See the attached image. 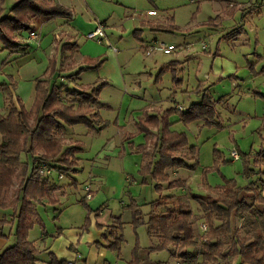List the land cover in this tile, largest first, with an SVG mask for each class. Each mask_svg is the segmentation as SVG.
I'll use <instances>...</instances> for the list:
<instances>
[{
  "label": "rangeland",
  "instance_id": "1",
  "mask_svg": "<svg viewBox=\"0 0 264 264\" xmlns=\"http://www.w3.org/2000/svg\"><path fill=\"white\" fill-rule=\"evenodd\" d=\"M97 1L91 5V13L99 19L98 21L104 22L96 24L103 28L105 38L102 42L88 39L86 34L89 29L79 30L76 37L80 57L99 55L95 66H92L95 63L89 64L90 66L83 65L86 62H82L83 66L81 65L72 43L69 42L70 38H64L57 28L60 23H47L41 31L42 38L38 28L37 30L34 28L38 33L37 40L29 37L28 29L22 30L25 39L39 40V43L40 38L45 39L46 43L51 42L52 49L57 47L58 52L61 45H68V49L61 50L57 74L53 81L51 80L52 83L51 81L48 83L49 87H56V84H59L58 91L61 94L66 93L64 95L66 104L76 105L81 99L82 89L69 81L73 76L72 72L76 73V80L82 84H89L102 77V80L108 82L99 86V89L103 88L100 91L99 104L101 106L109 104L114 107V111L104 108L100 113L103 118L113 119L116 116L118 118L117 123L111 121L101 131L98 129L89 131L87 126L79 123L72 126L75 128L74 131L84 129L83 134L63 131L62 127L54 132V136L62 141L63 148L73 146L81 147L82 150L76 153L77 167L74 169L67 168L68 166L62 162L65 157L62 153L52 162L55 172L42 175L47 178L46 183L39 181L38 184L48 187L53 192L55 201L51 202L46 197L31 198L28 214L35 217L36 210L40 221L34 222L28 230V240H33L42 254L44 251L45 253L51 251L56 258L67 257L65 264H70L69 261L75 264H130L135 248L142 258V264L236 263L235 257H228L225 253L232 236H245L252 232L250 222L253 216L249 210L231 212L228 231L225 227L217 228L215 231L214 239L219 240L222 254L217 255L216 260L212 261L203 255V252H207L203 243L209 235L210 228L206 222V211L200 202L226 195V191L223 190L228 185L226 180L233 179L237 186L247 185L252 188L240 193L244 202L250 206L261 207L257 194L264 195V116H262L264 113L261 112L264 111V96L249 93L248 85L239 87L237 83L246 80L249 74L255 77L256 84L264 81V0L257 3L252 0L244 9L239 8L238 0H231L230 3L232 6L234 3V7L228 5V0ZM9 4L6 3V7H9ZM150 8L155 9V13L157 11V16L148 15L147 10ZM218 9L226 13V16L233 14L234 19L230 16L222 17V25L211 26L213 18L219 13L216 11ZM152 19H156L155 22L157 21L162 30L151 28L149 21ZM84 28L87 26L84 25ZM14 34L15 32L12 33V38L10 37L12 42L19 44L23 51H26L28 45H23L25 39ZM58 36L61 37L60 41L56 38ZM162 42L172 44L174 49L170 53L162 52L158 48ZM28 44L29 53L25 55L26 57L19 55L11 60L15 67L21 66L18 70L23 77L17 80H20L19 91L24 99L28 98L31 91L32 78L41 77L47 66L43 61V55L40 52L34 53L36 51L34 43ZM40 47L44 48V45ZM215 57L217 61H221L225 72L230 75L226 76L219 87L213 89L216 91L217 101L220 100L218 95L226 94L218 105L215 103L214 117L208 118L209 124L205 125V120L200 117H195L188 123L176 121L173 124V129L185 132L188 145H195V156L196 149L199 152L196 172L178 169L172 176L187 178L186 181L190 185H184L185 189L179 190L176 197L163 196L161 198L163 204L152 210H147L148 207L144 204L141 205L142 211L147 213L143 215L144 219L164 213L166 205L175 207L178 199L191 207L196 243L189 248L193 251V258L186 260L180 256L181 249L177 241L168 243L169 248H149L165 239L156 230V223H151V236L146 232L147 224L142 223L143 217L140 223H131L133 209L126 205L131 202L132 197L138 201L146 199L150 188L140 185L139 182L134 183L137 179L140 181L143 178L137 167L140 158L133 152L134 149L128 145H125L124 149L119 146L115 148L114 145H119L118 138L121 137L119 133L122 130L119 125L122 124L126 106L130 104L129 99L132 100V107H138L149 101L151 95L157 94L162 109L178 104L177 107L181 106L187 110L190 104L199 103L204 95L213 94L207 89L210 84L206 86L205 83L214 76L210 72V66ZM255 62H258L259 66L257 72L252 68ZM86 92L89 93L91 90L87 89ZM2 95L0 92V112L3 111ZM94 104H91L92 107ZM184 109L174 111L172 119L174 120ZM69 126L71 125L66 127L70 128ZM134 140L136 143L139 138L135 137ZM2 141L3 137L0 135V143ZM180 148L181 154L190 155L187 146ZM234 149L238 153L236 160L230 155V151ZM107 154L115 157L113 165L123 171L125 178L117 172H107L104 165ZM121 155L124 156L123 162ZM21 157L22 160L30 162L26 154L21 153ZM59 173H62V178L58 177ZM103 174L104 180L102 183L99 182L98 186L95 180H99ZM17 183L18 179L14 177L4 201L11 197L14 199ZM86 185L91 189L94 198L85 199ZM154 192L152 190V193ZM98 202H104L105 205L96 210ZM110 210L113 215H121L125 221L119 231V235L122 234L119 250L102 245L105 243L103 233L106 230L102 227L101 221ZM3 214L11 218L12 208L0 207V216ZM222 220L213 218L212 226L218 227ZM202 223L206 224V231L202 229ZM10 228L13 234L14 225H8L4 231L6 235H9Z\"/></svg>",
  "mask_w": 264,
  "mask_h": 264
},
{
  "label": "trees",
  "instance_id": "2",
  "mask_svg": "<svg viewBox=\"0 0 264 264\" xmlns=\"http://www.w3.org/2000/svg\"><path fill=\"white\" fill-rule=\"evenodd\" d=\"M30 13L43 20L71 16V12L55 0H16L9 6L7 13L0 15V41L14 46L11 35L15 31L28 28V14ZM54 73L55 69L51 62V69L46 73L47 76L36 79L35 97L29 111L19 103L18 108L11 105L7 114L0 117V135L3 137L0 143V207L12 208L11 219L0 218V238L6 236L4 232L6 226L14 224V243L0 252V264H35L36 262L38 251L33 242L27 238V232L33 225L28 214L31 198L46 197L51 202L55 201L53 192L45 185L38 184L39 181L46 183L47 179L38 171V164L43 161L52 165V162L63 153L65 157L62 162L68 166L67 168H72L76 164L75 154L81 151L80 147L63 148L62 141L54 136V132L60 127L61 122L66 125L82 123L89 128H94V121L90 115H93L91 104L96 102L97 90L91 89V92L87 93L86 90L91 87L80 85L81 99L76 105L66 104L59 96L57 88L46 85L47 79ZM216 102L217 100L210 95H204L199 103L190 104L186 112L181 113L180 120L188 123L195 117H200L205 120L204 125L209 124L207 119L214 117ZM172 112L170 109L161 117L148 116L137 123V128L141 131L147 130L149 124L160 126V135L152 141L150 150H146L143 145L138 146L146 150L149 155L148 161L140 170L144 182L152 179L168 181V175L165 172L167 167L181 166L189 170L195 168L193 164H187L183 157H178L173 152L175 149L186 146L188 140L185 133L169 130L167 117ZM188 149L190 156H185L191 158L195 155V147L191 145ZM21 153L26 154L30 162L22 160ZM14 177L18 179L15 197L4 201V196L7 195V190L12 185ZM226 182L228 185L223 188L226 195L208 199L207 202H200L206 211V222L209 223L210 228L209 235L203 243L207 252H203V255L215 261L217 255L222 254L219 240L214 239L216 229L225 227L228 231L231 212L249 210L253 216L250 222L252 232L245 236H232L225 254L231 258L235 257L237 262L227 263L264 264V195L257 194L261 207L247 205L240 197V193L252 190V188L247 185L237 186L233 179H228ZM183 184L181 180H171L166 186L173 188L181 187ZM154 187L156 191L161 192L159 184H154ZM201 199L204 198L201 197ZM154 204L160 206L163 202L159 198L154 201ZM166 206L164 213L156 217L150 216L146 221L149 236L152 231L151 223L154 222L157 224L156 230L166 239L158 245L150 246V249L169 248L168 243L177 241L181 249L180 256L190 260L194 254L189 248L196 243L192 226L193 211L180 199L176 201L175 207ZM139 215L137 209L133 210V224L140 222ZM213 218L225 220H222L218 227H213ZM121 241L122 236L119 235L109 246L119 250ZM50 262V264H63V261L58 262L54 257ZM140 263L139 252L135 248L130 264Z\"/></svg>",
  "mask_w": 264,
  "mask_h": 264
},
{
  "label": "crops",
  "instance_id": "3",
  "mask_svg": "<svg viewBox=\"0 0 264 264\" xmlns=\"http://www.w3.org/2000/svg\"><path fill=\"white\" fill-rule=\"evenodd\" d=\"M15 1L16 0H0V15L2 16L5 13H7V9L9 7H6V3H10L9 5L11 6ZM55 1H57L58 3H60L64 7H66L71 12V16L68 17V18H66V17H54V18H50L48 20H43L40 17L34 15L33 13H30V14H28V24H27L28 28L27 29H34L35 28L37 30V28H38V33H40V36L42 38L43 34L41 35V31L43 30L44 26L47 23H50V22H56L57 24L60 23L57 28L60 29L61 35L65 36L64 38H68V39L70 38L69 42L72 43V48H73V50H75L76 54L78 55V60L81 62V65H82V62H86V64H83V65L90 66L89 64H92V63L96 62V60L98 59L99 55L93 56V57H90V56L86 57L85 55H82V57H80L79 53H78L79 52V49H78L79 47H78L77 42H76V37L79 34V30L89 29V30H87L89 32V31L95 29L98 26L96 24V22H99L98 24H104L103 21H98L99 19H97V17L94 14L91 13V11H92V6L91 5H93V2L95 0H55ZM102 1L106 2V1H109V0H102ZM228 1H229L228 5L232 6V3H230L231 0H228ZM258 1L259 0H255L256 3ZM251 2H252V0H241V1L238 0L237 4L239 5V8L244 9V8L247 7L246 4H251ZM234 6H235V4L233 3L232 7H234ZM151 10H155V9L150 8V9L147 10V13H148V11H151ZM216 11H219V13L213 18V20L211 22V26L222 25V20H221L222 17H229L230 16V18L232 17V19H234V17H235L233 14L232 15L228 14L226 16V13H223V11L219 10V9L216 10ZM157 14L158 13L156 11L155 14H148V15L157 16ZM155 20L156 19H152L150 21L148 20L149 24L151 25L152 29L160 30L161 28H160V26H158L159 24H157V21L155 22ZM84 25H86L87 28H84ZM27 29H25V30H27ZM15 35H17V36L19 35V37L22 36L23 38L25 37L23 35V31H15L14 36ZM26 38H27V36H26ZM41 38H40V41H41L40 43H39V40L38 41H30V40H27L28 38L27 39L24 38L25 40L23 42L24 43L23 45H26V46L28 45L27 49L29 48L28 42L29 43L30 42L34 43V45L36 46V51L34 53L40 52V54L43 55V61H45L47 63L46 69L43 71V74H41L42 75L41 77H33V75L31 76V77H33L32 78L33 79V83H32V86L30 88L31 91L28 93V98L27 99H24L22 94H20L21 92L19 91V88H21V84L19 83L20 80H17V79L20 78V77H23L22 75H20V72L18 70V67L20 68L21 66L18 65V67H15L11 60H12L13 57H16V56H19V55L26 57L25 55H27L29 53L28 52L29 50L27 51V49H25L26 51H23V48H21V46L19 44L15 43V42H14L15 44L13 46L10 43L4 44L2 41H0V47H1L0 56L3 55L2 58L0 57V59H1V63H0V89H1V91L0 92L3 94L2 95L3 111L0 112V117L7 114L8 110H9V107L11 105H13V106L18 108L19 107V103H20V104L23 105V107L27 111H29L32 108L34 97H35V83H36V79L45 77L46 73L51 69V62H52V65L54 66L55 73L50 78L47 79L46 85H48V83L54 78V76H56V74H57L56 70L58 68V63L57 62H58V60L60 58V52H61L62 49H68L69 47H67L68 45H64L63 44V45H61V47H60L61 49L58 52L57 51V47H54L52 49L51 42L48 41V43H46L47 41L45 39L41 40ZM56 38H57L58 41L61 40L60 36H58ZM37 43H39L40 46L44 45V48H41L40 46H38L39 44H37ZM39 49H41V51ZM6 52H7V54H5ZM216 57L213 59V63L210 66V70H211L210 72L213 73L214 76L212 78H210L209 82L205 83L206 86L208 84H210V86H208L209 88H207V89L211 90V92L213 94H210V96L212 98H214L215 100H216V97H215L216 96V91L213 90V89L219 87L221 82H223L224 79H226V76L230 75V74H228V72H225L221 61H217ZM250 61L253 62L252 60H250ZM26 62H28V61H26ZM95 65H96V63L94 65H92V66H95ZM235 67H237V66L235 65ZM258 67H259L258 66V62H255V63L252 64V68H253L254 72H257ZM233 68H234V66L232 67V69ZM70 71L72 72V70H70ZM78 71H77V73H78ZM71 74H73L71 80H69V81H71L70 82L71 84H73V85L77 84L76 86H78L80 88H81L80 85L85 86V87L90 86L91 87L90 90L91 89L97 90V97H96V102H95L96 105L94 104L93 112H92L93 113L92 119L95 121V122H93L94 128L87 127V128H89V131L90 130L95 131L97 129L101 131V129H103L104 127L108 126L111 121L114 122V123H117L118 122L117 116L115 118H113V119L103 118L101 113H100L102 111V109H104V108L111 109V111H114V107L109 105V104H102V106H101V104H99V101H101L100 100V91L103 89V88L99 89V86L101 84H106L108 81L107 80H102L101 79L102 77H99V78H97L96 80L92 81L89 84H82V83H80V82H78L76 80L77 79L76 78L77 76H75L76 73L72 72ZM205 78L207 79V77H205ZM52 81H51V83H52ZM60 81H58V83H60ZM255 81H256L255 77H252L249 74V76H248V78H246V80L243 79L242 82L241 83H237V85L239 87L243 86V85H248V86L250 85V87L247 86L249 93L253 92V94L256 95V96H258V95L261 96V97L264 96V81H261L259 84H256ZM58 85L59 84H56L55 88H57ZM202 85H204V83ZM68 88H70V87H68ZM57 92H58L59 96L63 99V101H65V96L64 95L66 93H62L61 94L58 91V88H57ZM225 95L226 94L218 95L217 97H220L219 98L220 100L217 101L216 104L220 103L225 98ZM62 96H64V97H62ZM129 103L130 104L128 106H126V108L124 110V117L122 119V124L119 125V126L122 127V130L119 133V135H121V137L118 138L119 145L116 144V146L114 145V147L116 148V147L119 146V147L124 149L125 145H128L131 149L133 148L134 149L133 152L137 153V156H139V158H140L138 160V166H137L138 167V172L140 173V170H141L142 166L145 165V163L148 161V156L149 155L146 153V150H150V148H151V146L153 144L152 141L156 137H158L160 135V126H155V125L149 124L147 130L141 131V130H139L137 128L138 121L142 120V119H146L148 116L161 117L166 111L171 109L173 112L171 114H169L168 117H167L168 122H169V130L170 131H176V132L185 133L182 130H178L177 131V130L173 129V127H174L173 124L176 121L177 122H179V121L181 122L180 115H181V113L186 111V109L183 108L184 110L178 116H176V118L173 120L172 116L175 114V112L178 111V109H177V105L178 104L174 105L173 107L162 109L161 106H160L161 104H159L160 103V98L158 97L157 94H154V96L151 95L149 97V101H145L143 103V105L138 106V107L137 106L136 107L135 106H133V107L131 106V103H132L131 99H129ZM71 104L75 105L74 103H71ZM261 112L264 113V111H261ZM262 116H264V115H262ZM66 126H67L66 124L61 122L60 127L63 128V131L67 130V131H73L74 133H76V132L77 133L81 132L82 134L85 133L84 129H77L76 131H74V129H75V128H73L74 126L71 125V126H69L70 128H67ZM135 137L139 138L138 142H136V143H135V140H134ZM187 140H188V138H187ZM188 144H189V142L186 145L187 148H189V146H191V145H188ZM139 145L145 146L146 150H142L141 148H138ZM193 146L195 147V145H193ZM182 148H184V146ZM180 149L181 148L175 149L173 151L174 154L176 156H178V157H183L187 164H193L195 166L194 170H189V169H187L185 167H181V166H173V167H167L165 169V172L168 175V181L181 180V181L184 182L183 186L168 188L166 186L168 181H160V180L152 179L149 182H144L142 179H141L142 181L141 180L139 181V179H137V180L135 179L136 181H134V183L137 184L139 182L140 185L147 186V187L150 188V190H148L146 199H144L143 201L142 200L138 201V200H136L135 198H133L131 196L132 197L131 198V202L126 205V207H128V208L131 207L133 210L137 209L139 211V214H140L139 216L141 218L143 217L144 214H147V213H145L146 211L145 212L142 211V208H141L142 204H144V205H146L148 207V208H146L147 210H152L153 208L159 207V205L154 204V201L156 199L162 198L163 196L176 197V196H178V191L179 190L185 189L184 185H187V186L190 185V183H188L186 181V180H188L187 178H180V177H174L173 178L172 176L176 174V171L178 169L180 171L183 170V171H186V172H193V171L196 172V167H198V162H199V160H198L199 152L196 149V156L194 155V156H192L190 158L189 157L190 155L187 157V156H185L186 155L185 153L181 154L180 153ZM77 153H79V152H77ZM76 155H78V154H75V156ZM113 158H115V157H111V155H108V154L104 158L105 159V164L104 165H105V168L107 169V172L108 173L110 171L112 173H116L117 172V173L120 174V176L124 175L122 170L117 169V167L115 168V166L113 165L114 164ZM122 158H123V160H122ZM21 159H22V157H21ZM121 160H122V162L124 161V156L122 157V155H121ZM124 166H125V164H124ZM75 167H77V163L71 169H74ZM122 167H123V165H122ZM123 177L125 178V175ZM92 179L94 180L95 177L93 176ZM103 180H104V174L101 177H99V180H95V181L97 182V184L99 186V182L102 183ZM154 184H159L161 186V192H158V191L155 190ZM152 190L155 191V192L152 193ZM55 193H56V191L54 190V194ZM93 195L94 194H92V196H91L92 198H94ZM103 205H105L104 202L103 203L98 202L97 205L95 206L96 210L102 208ZM106 205H108V203ZM4 215H6V214H3L2 216H0V218H2ZM5 217L8 218V219H11L7 215ZM30 219H32L33 223L37 222V221H40V218H39L38 213H37L36 210H35V217H30ZM142 219H143L142 223L146 224V221L148 219H144V217ZM124 223H125V221L122 220L121 215H113V212L110 210L107 213L106 217L103 218L102 221H101L102 227H105V230H106V231L104 230L105 233H103L105 243L102 244V245L106 246V245H109L110 243L114 242L115 239L119 236V231L122 228ZM131 223H132V220H131ZM12 225H14V224H12ZM10 229H9V232H8L9 235H6V236L0 238V252L3 251L6 247H8V246H10V245H12L14 243V236H13V234H11L12 233V229L11 230ZM146 232L148 234L147 225H146ZM120 235L122 236V234H120ZM9 238H10V240H9ZM30 241H32L33 244H34L33 240H30ZM149 248H150V246H149ZM36 249H37L38 252L36 254V262H35V264H50L51 263L50 261H51L52 257H54L58 262L59 261H63V264H65V262H66L67 257L66 258H56V256L51 251L46 252V253L44 251L45 254L44 253L42 254V253H40V251L38 250L37 247H36ZM139 257H140V255H139ZM140 261H141L140 264H142V258L141 257H140Z\"/></svg>",
  "mask_w": 264,
  "mask_h": 264
},
{
  "label": "built area",
  "instance_id": "4",
  "mask_svg": "<svg viewBox=\"0 0 264 264\" xmlns=\"http://www.w3.org/2000/svg\"><path fill=\"white\" fill-rule=\"evenodd\" d=\"M148 13L149 14H153L154 11H149ZM28 34H29V37L32 38V39H34V40H37L38 39V33H37L36 30H34V29H28ZM86 37L88 39H95L96 42H102V40L105 38V34L103 32V28L101 27V25H98L95 29H93L92 31H90L89 33H87L86 34ZM158 48L162 52H164V53H170V51H172L174 49V46L172 44H168L167 45V44H165V43L162 42V43H160L158 45ZM204 48H205V45H204ZM113 50L115 51V49H113ZM148 52L149 51H147V53ZM177 109L178 110H182L183 108L181 106H178ZM230 155H231L232 159H234V160L238 159V153H237V151L235 149L230 151ZM38 171L42 175H50L53 172H55V168L52 165H50V164H48L46 162L41 161L38 164ZM58 177L59 178H62L63 177L62 173H59L58 174ZM85 191H86L85 199L86 198L87 199H90L91 196H92V192H91V189L87 185L85 186ZM201 226H202V229L204 231H206V229H207L206 224L202 223ZM68 263L75 264V262H70V261Z\"/></svg>",
  "mask_w": 264,
  "mask_h": 264
},
{
  "label": "bare ground",
  "instance_id": "5",
  "mask_svg": "<svg viewBox=\"0 0 264 264\" xmlns=\"http://www.w3.org/2000/svg\"><path fill=\"white\" fill-rule=\"evenodd\" d=\"M151 11H154V10H151ZM148 12H149V11H148ZM154 13H155V11H154ZM154 13H153V14H154ZM148 14H149V13H148ZM103 32H104V31H103ZM88 33H89V32H88Z\"/></svg>",
  "mask_w": 264,
  "mask_h": 264
}]
</instances>
